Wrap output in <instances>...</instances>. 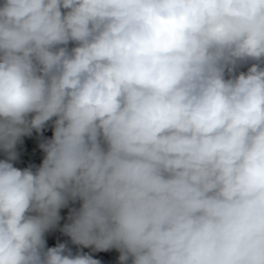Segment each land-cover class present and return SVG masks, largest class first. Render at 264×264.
Returning <instances> with one entry per match:
<instances>
[{
	"label": "clouds",
	"instance_id": "9594fccd",
	"mask_svg": "<svg viewBox=\"0 0 264 264\" xmlns=\"http://www.w3.org/2000/svg\"><path fill=\"white\" fill-rule=\"evenodd\" d=\"M0 264H264V0H0Z\"/></svg>",
	"mask_w": 264,
	"mask_h": 264
},
{
	"label": "trees",
	"instance_id": "16d2710c",
	"mask_svg": "<svg viewBox=\"0 0 264 264\" xmlns=\"http://www.w3.org/2000/svg\"><path fill=\"white\" fill-rule=\"evenodd\" d=\"M241 70H246V68L241 69ZM35 133L36 132L33 131V133H32L31 136H26L27 146L26 147H23V149H20V148L17 147V151H19L18 152L19 153L18 156H24L25 158H27L30 161H32V163L35 162L37 165H39L43 157H37V156H35L34 148H33V144H32L33 143V136H34ZM78 250H79V248H77L75 250V252L78 251ZM90 250L91 249H89V248H82L79 251H83V252H87L88 253V252H90Z\"/></svg>",
	"mask_w": 264,
	"mask_h": 264
},
{
	"label": "bare ground",
	"instance_id": "6f19581e",
	"mask_svg": "<svg viewBox=\"0 0 264 264\" xmlns=\"http://www.w3.org/2000/svg\"><path fill=\"white\" fill-rule=\"evenodd\" d=\"M19 152V151H18Z\"/></svg>",
	"mask_w": 264,
	"mask_h": 264
}]
</instances>
